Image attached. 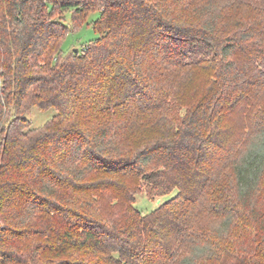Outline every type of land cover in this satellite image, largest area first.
<instances>
[{
	"label": "trees",
	"instance_id": "trees-1",
	"mask_svg": "<svg viewBox=\"0 0 264 264\" xmlns=\"http://www.w3.org/2000/svg\"><path fill=\"white\" fill-rule=\"evenodd\" d=\"M68 9L99 35L59 62ZM263 179L264 0H0V264H203L199 216L264 228Z\"/></svg>",
	"mask_w": 264,
	"mask_h": 264
},
{
	"label": "rangeland",
	"instance_id": "rangeland-1",
	"mask_svg": "<svg viewBox=\"0 0 264 264\" xmlns=\"http://www.w3.org/2000/svg\"><path fill=\"white\" fill-rule=\"evenodd\" d=\"M61 15L64 16L62 19L68 24L69 30L62 41L63 51L57 58L59 62H62L75 50V48L80 50L83 45L94 41L98 37L99 34L94 27V23L100 18L101 11L98 9L91 10L82 20L79 21L75 20L72 9L66 10L64 14ZM204 78L205 74L203 72L191 71L188 74V78L179 83L181 92L187 94V98H185L187 103H192L196 99V93L200 92L203 88ZM178 113L185 115L186 107L180 111L178 110ZM55 114V108L41 110L37 106H34L30 112L27 113V117L30 119L32 126L40 127ZM225 124L228 126L226 130L228 131L229 144L226 145V148L228 149L225 152L218 154L220 162L222 157L227 155V151L232 148L236 149V142L241 136L240 125H242V123L237 114L232 113V115L227 118ZM158 127L159 126L155 128L160 132L161 129ZM134 141L135 136L132 137V142ZM230 181H232L231 171L230 169H227L225 172L224 184L227 182V185L230 186ZM138 184H142L140 180L138 181ZM142 188L136 193L134 204L138 209L145 214H148L158 207L163 201V198H150L144 187ZM257 199L260 216L264 219V179L262 181L261 189L258 191ZM219 217L200 215L198 218L206 227L207 237L217 247L219 252L217 258H213L203 264H243L241 263L239 256L245 258L244 264H264V228L260 227L261 224L255 223L252 218L250 219L249 217H246L245 214L244 217L239 218L228 229L219 230ZM0 225L2 229L6 225V222L1 219ZM199 241L202 242V240Z\"/></svg>",
	"mask_w": 264,
	"mask_h": 264
},
{
	"label": "water",
	"instance_id": "water-1",
	"mask_svg": "<svg viewBox=\"0 0 264 264\" xmlns=\"http://www.w3.org/2000/svg\"><path fill=\"white\" fill-rule=\"evenodd\" d=\"M75 51H78V48H75Z\"/></svg>",
	"mask_w": 264,
	"mask_h": 264
}]
</instances>
